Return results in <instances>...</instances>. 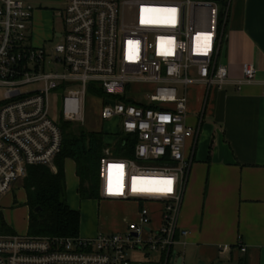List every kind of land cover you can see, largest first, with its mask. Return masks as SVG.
Here are the masks:
<instances>
[{"label":"built area","instance_id":"built-area-1","mask_svg":"<svg viewBox=\"0 0 264 264\" xmlns=\"http://www.w3.org/2000/svg\"><path fill=\"white\" fill-rule=\"evenodd\" d=\"M37 1L0 0V201L30 167L49 166L61 153L63 132L51 115L52 98L62 97L64 122L82 126L87 92L98 87L106 94L103 120H115L118 133L137 139L133 158L105 151L100 198L142 206L124 233L0 235V264H134L128 252L145 247L169 255L178 244L192 163L184 149L196 135L178 86L233 83L240 90L257 80L254 64H244L243 77L230 80L219 61L229 6L211 0H59L62 9L52 16L59 13L63 32L53 28L50 40L59 42L49 51L33 35L35 14L43 10ZM143 95L149 106L141 103ZM149 204L161 205L158 228H150Z\"/></svg>","mask_w":264,"mask_h":264},{"label":"crops","instance_id":"crops-1","mask_svg":"<svg viewBox=\"0 0 264 264\" xmlns=\"http://www.w3.org/2000/svg\"><path fill=\"white\" fill-rule=\"evenodd\" d=\"M211 1L229 6L220 63L228 68L230 80L243 77L244 64H254L257 80L240 90L233 83L209 89L181 86L180 95L187 98V122L196 128V135L184 149L192 163L179 212L178 244L171 255L156 253V260L146 256L147 261L138 264H240L241 260L264 264V0ZM65 171L68 204L81 215V237L124 233L128 224L138 220L142 203L134 200L99 198L78 204L72 198L75 192L81 201L71 160ZM25 194L27 200L26 190ZM102 201L121 209L130 206L133 212L115 220L101 217ZM149 208L150 228H158L161 205L149 204ZM181 230L189 234L183 237Z\"/></svg>","mask_w":264,"mask_h":264},{"label":"trees","instance_id":"trees-1","mask_svg":"<svg viewBox=\"0 0 264 264\" xmlns=\"http://www.w3.org/2000/svg\"><path fill=\"white\" fill-rule=\"evenodd\" d=\"M92 88L99 95H106L102 89ZM60 126L64 143L56 162L58 172L52 173L46 166L28 169L30 177L25 182L27 202L31 208L28 230L37 236L79 237L81 215L79 211L72 209L67 201L65 165L68 160L74 163L80 199L99 200V169L102 159L106 156L105 151L109 148V134L90 131L83 125L68 121H62ZM116 134L119 142L111 153L116 158H133L137 139L122 133ZM7 228L5 217L0 211V232ZM165 257L164 254L163 259ZM240 264H244V261L241 260Z\"/></svg>","mask_w":264,"mask_h":264},{"label":"rangeland","instance_id":"rangeland-1","mask_svg":"<svg viewBox=\"0 0 264 264\" xmlns=\"http://www.w3.org/2000/svg\"><path fill=\"white\" fill-rule=\"evenodd\" d=\"M35 6L41 7L43 10L38 11L35 14L36 25H34V36H37L40 40L46 42V49L50 51L53 47V43L59 42V40L51 41L50 39L53 37V28L58 33L63 32V22L60 18H58V12H56V16L53 19V9L61 10L62 5L59 3V0H39L35 2ZM179 92H181V86H178ZM88 99L85 106V124L83 125L90 131H103L109 134V150L112 152L113 149L116 148V145L119 142L118 133L119 124L116 123L115 120L107 121L102 118V107H103V96L99 95L97 92L93 90L92 87L88 90ZM3 91L0 89V102L3 100ZM61 96H57L56 98H52L51 101V111L52 117L58 124L63 121L60 116V108H61ZM113 99H117V97L112 96ZM141 103L145 106H149V102L144 100V95L141 97ZM58 158V157H57ZM57 158L53 161V163L49 166H46L52 173H57ZM30 177V172L24 177V179L20 180L15 184L14 188L9 192L8 195L3 197L0 201V211L3 212V215L6 217V222L8 228L4 232H0V235H10V234H25V231L29 227V215L31 212V208L26 200L25 194V182ZM72 181H75V177L71 178ZM72 198L78 202V204L82 203L83 200H79L76 198L75 192L73 193ZM75 202V201H74ZM133 212V208L128 206L121 209V206L111 205L106 201H102L99 206V215L101 217L108 216L115 220L120 215L130 216ZM28 235L40 237L37 235L31 234L29 230L27 231ZM46 237V236H43ZM48 237V236H47ZM177 249V248H176ZM156 260V253L149 251L147 247L143 249L131 250L128 252V257L133 261L134 264H138V262H146L147 259Z\"/></svg>","mask_w":264,"mask_h":264},{"label":"water","instance_id":"water-1","mask_svg":"<svg viewBox=\"0 0 264 264\" xmlns=\"http://www.w3.org/2000/svg\"><path fill=\"white\" fill-rule=\"evenodd\" d=\"M39 210H40V207L36 211L39 212ZM146 229L150 230V228H146ZM135 237H137V234H135ZM197 264H204V263L199 261Z\"/></svg>","mask_w":264,"mask_h":264}]
</instances>
